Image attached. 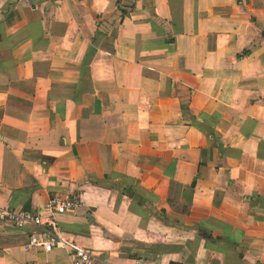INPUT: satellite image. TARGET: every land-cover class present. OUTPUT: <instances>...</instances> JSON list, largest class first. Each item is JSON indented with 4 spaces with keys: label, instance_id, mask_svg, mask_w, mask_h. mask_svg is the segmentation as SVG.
<instances>
[{
    "label": "crops",
    "instance_id": "obj_1",
    "mask_svg": "<svg viewBox=\"0 0 264 264\" xmlns=\"http://www.w3.org/2000/svg\"><path fill=\"white\" fill-rule=\"evenodd\" d=\"M55 194L93 264H264V0H0V207Z\"/></svg>",
    "mask_w": 264,
    "mask_h": 264
},
{
    "label": "built area",
    "instance_id": "obj_2",
    "mask_svg": "<svg viewBox=\"0 0 264 264\" xmlns=\"http://www.w3.org/2000/svg\"><path fill=\"white\" fill-rule=\"evenodd\" d=\"M78 204L73 196L51 195L37 210L10 209L0 207V222L9 223L18 230L32 227L22 247L25 251L39 250L48 253L54 248L64 249L71 264H93V255L64 234L57 217L65 212H73Z\"/></svg>",
    "mask_w": 264,
    "mask_h": 264
},
{
    "label": "trees",
    "instance_id": "obj_3",
    "mask_svg": "<svg viewBox=\"0 0 264 264\" xmlns=\"http://www.w3.org/2000/svg\"><path fill=\"white\" fill-rule=\"evenodd\" d=\"M124 11H121V14H123ZM168 264H181V263H174V262H169Z\"/></svg>",
    "mask_w": 264,
    "mask_h": 264
}]
</instances>
